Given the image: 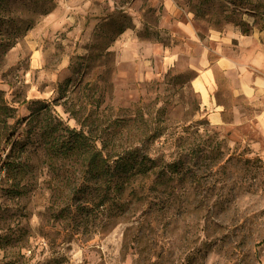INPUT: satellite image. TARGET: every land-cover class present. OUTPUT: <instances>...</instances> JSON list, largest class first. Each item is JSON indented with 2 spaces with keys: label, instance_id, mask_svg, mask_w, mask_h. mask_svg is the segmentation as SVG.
<instances>
[{
  "label": "rangeland",
  "instance_id": "obj_1",
  "mask_svg": "<svg viewBox=\"0 0 264 264\" xmlns=\"http://www.w3.org/2000/svg\"><path fill=\"white\" fill-rule=\"evenodd\" d=\"M260 3L0 0V264H264V136L211 124L192 84L211 32L264 28ZM43 105L109 153L148 137L178 174L102 202L82 167L51 166ZM7 160L27 165L17 194Z\"/></svg>",
  "mask_w": 264,
  "mask_h": 264
},
{
  "label": "crops",
  "instance_id": "obj_2",
  "mask_svg": "<svg viewBox=\"0 0 264 264\" xmlns=\"http://www.w3.org/2000/svg\"><path fill=\"white\" fill-rule=\"evenodd\" d=\"M209 38L214 47H203L192 84L211 124L242 126L263 137L264 28L243 35L228 27Z\"/></svg>",
  "mask_w": 264,
  "mask_h": 264
},
{
  "label": "trees",
  "instance_id": "obj_3",
  "mask_svg": "<svg viewBox=\"0 0 264 264\" xmlns=\"http://www.w3.org/2000/svg\"><path fill=\"white\" fill-rule=\"evenodd\" d=\"M256 8L258 13L264 15V4L260 3ZM241 25L243 35H249L252 31L249 25ZM1 111L3 109L0 108ZM30 121L41 131L39 137L51 160V166L54 167L57 162L65 165L68 162L72 166L77 164L82 167L84 180H94L98 183L102 202L109 199L111 191L122 194L128 184L152 174L156 175L155 182L164 178L167 172L178 174V161H161L158 157H151L146 151L148 137L135 139L132 145L120 153H109L106 151V143L96 135L91 125L87 126L90 128L88 132L65 127L52 116L49 106L43 105L34 109ZM117 125L116 129L119 130L121 125L119 122ZM26 169L27 165L22 161L4 162L3 170L11 179L10 194L19 192L18 188Z\"/></svg>",
  "mask_w": 264,
  "mask_h": 264
}]
</instances>
